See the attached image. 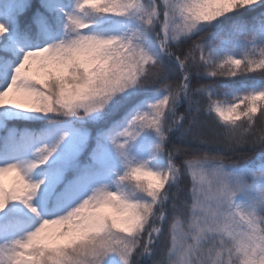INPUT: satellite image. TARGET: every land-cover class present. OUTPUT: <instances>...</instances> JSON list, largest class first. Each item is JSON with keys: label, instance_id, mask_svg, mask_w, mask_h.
I'll return each mask as SVG.
<instances>
[{"label": "snow or ice", "instance_id": "1", "mask_svg": "<svg viewBox=\"0 0 264 264\" xmlns=\"http://www.w3.org/2000/svg\"><path fill=\"white\" fill-rule=\"evenodd\" d=\"M0 264H264V0H0Z\"/></svg>", "mask_w": 264, "mask_h": 264}, {"label": "trees", "instance_id": "2", "mask_svg": "<svg viewBox=\"0 0 264 264\" xmlns=\"http://www.w3.org/2000/svg\"><path fill=\"white\" fill-rule=\"evenodd\" d=\"M19 127H23V125H18Z\"/></svg>", "mask_w": 264, "mask_h": 264}]
</instances>
